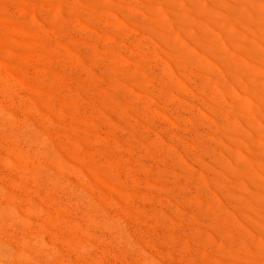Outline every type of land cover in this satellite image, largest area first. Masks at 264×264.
Returning <instances> with one entry per match:
<instances>
[{
    "label": "rangeland",
    "instance_id": "rangeland-1",
    "mask_svg": "<svg viewBox=\"0 0 264 264\" xmlns=\"http://www.w3.org/2000/svg\"><path fill=\"white\" fill-rule=\"evenodd\" d=\"M254 1L247 13L264 12ZM195 2L230 48L207 28L219 53L197 50L161 0H121L120 11L106 0H0V264H264V228L203 175L223 176L216 161L236 170L241 207L263 219L264 185L254 183L264 174L222 142L223 126L246 129L264 156L255 99L229 85L220 58L256 66L236 49L255 37L239 33L224 0ZM181 4L173 0L176 14L188 12ZM95 160L113 165L127 197L96 177Z\"/></svg>",
    "mask_w": 264,
    "mask_h": 264
},
{
    "label": "bare ground",
    "instance_id": "bare-ground-1",
    "mask_svg": "<svg viewBox=\"0 0 264 264\" xmlns=\"http://www.w3.org/2000/svg\"><path fill=\"white\" fill-rule=\"evenodd\" d=\"M120 1L106 0V4L108 6L113 7V9L120 11ZM179 1L184 6L188 7L189 10L187 13L176 14L173 8V0H161V2H163L166 8L169 10L171 15H173L172 27H174L178 31L185 33L188 40L191 43L195 44L197 50L206 55L214 56L219 53L217 47L215 46V41L207 38L204 35V32L207 28L218 32L221 35L223 44L226 46V49L230 48L231 36L227 31H225V29L215 25L216 18L215 15L211 12V9L202 11L197 7L195 0ZM255 2L256 1L254 0H224V4L222 6L223 12L229 18L230 22L233 23L236 28H238L240 34H254V42H248L244 39L240 40L236 44V49L240 51L244 58L248 60H253L256 66L247 63L246 61L236 60L225 52L221 54L220 58L223 65V76H225L229 85L234 89L240 90L245 95L251 96L255 99V104L249 110V112L251 115H253L256 121H253L250 124L251 127L261 132L264 131V12L259 7H255L253 12L251 13H247L245 9V7L254 6ZM123 16H127L128 20L131 23H141L142 25L148 26L150 28L154 27V23L144 13L141 17L140 15L131 13L125 15L123 14ZM15 24L17 27L19 26L17 22H15ZM161 39L163 41V45L165 46L167 54L171 58H176L177 56L174 51L173 42H171V40L165 35V33L161 34ZM257 66L263 72L262 77L258 76L256 73H249V71H254ZM232 108L236 111V116L243 117L244 114H246V110L242 107L240 108L239 106L234 105ZM76 119L79 122V118L77 116ZM77 127V129L80 130V124H77ZM223 132L224 136L222 138V142L224 144L231 145L233 148L245 149L249 155L250 162L254 163L257 167H259L260 171L264 174V156L258 153L256 149L257 144L251 137L250 132L246 129L241 128L231 130L225 126H223ZM216 163L220 171L224 172L223 176H218L215 178L211 175L210 171L204 169V177L207 180L213 182V184L217 188L218 193L226 201H228L234 207V209L241 213L242 219H244L248 225L252 226L256 230L259 226L264 228V208L262 209L261 214L263 219H261L245 212L244 209L241 207V205H245L248 201L246 197L242 195L235 186L232 185V177L235 176V173L237 171L224 167L220 161H216ZM113 164H115V162H113ZM201 165L199 164V166ZM203 166L204 165L201 166L202 169ZM112 168L113 165L111 169ZM111 169L109 168V166L102 164L98 160H95L94 165L92 166V171L96 174V177L98 176L99 178H102L101 180L105 184L114 187L119 192L121 197H127V194L123 191L120 186V177H118L114 169ZM247 169V166L241 163V165H239L238 167V177L250 182V171H248ZM254 184H257L258 187L263 189L264 184H262L261 181Z\"/></svg>",
    "mask_w": 264,
    "mask_h": 264
}]
</instances>
